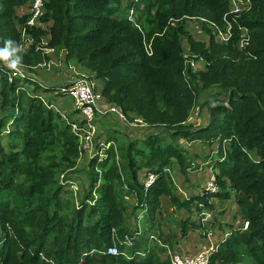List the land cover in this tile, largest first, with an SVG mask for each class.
Instances as JSON below:
<instances>
[{
	"label": "trees",
	"instance_id": "1",
	"mask_svg": "<svg viewBox=\"0 0 264 264\" xmlns=\"http://www.w3.org/2000/svg\"><path fill=\"white\" fill-rule=\"evenodd\" d=\"M30 1L0 0V48L37 75L10 81L0 69V264H171L159 253L160 247L168 251L163 230L159 238L152 230L163 197L192 213L199 201L214 209L213 199L232 195L249 225L221 238L213 232L212 262L264 264V0H251L235 20L229 15L228 42L216 41L206 22L210 40L191 36L188 28L197 25L186 17L223 26L229 0H46L39 23L29 26V14L18 9ZM19 25L36 42L47 37L55 54L64 50L67 61L99 81L103 103L117 105L128 125L142 118L161 130L124 138L120 127L105 126V141L98 137L99 117L92 151L84 148L73 128L79 111L64 110V103L49 107L55 105L49 92L53 99L64 95L35 68L53 53L20 47ZM240 26L248 30L244 50L251 55L239 50ZM201 58L205 70L190 63ZM212 87L220 93L206 102L207 122L189 124L200 92ZM194 141L208 146V155L198 145L188 152ZM83 154L89 159L79 164ZM78 166L87 176L79 196L64 179ZM149 173L155 179L147 186ZM210 179L218 191L208 189ZM209 214L200 218L210 220ZM190 224L199 226L186 217L181 236ZM111 246L118 253H108Z\"/></svg>",
	"mask_w": 264,
	"mask_h": 264
},
{
	"label": "rangeland",
	"instance_id": "2",
	"mask_svg": "<svg viewBox=\"0 0 264 264\" xmlns=\"http://www.w3.org/2000/svg\"><path fill=\"white\" fill-rule=\"evenodd\" d=\"M28 6H24L18 9V13H20V15H22L23 12L27 11ZM230 13L229 9L228 11H226L223 15V17L227 14ZM230 15V14H229ZM222 17V18H223ZM189 20V19H187ZM190 21V20H189ZM20 28V25H19ZM21 29V28H20ZM189 34L191 36H195V34H199L201 33L203 34H207L206 36H203L202 38L205 40H210V33L205 32L204 28H198V27H191L188 28ZM196 37V36H195ZM200 37V36H199ZM201 38V37H200ZM216 39V38H215ZM21 40H22V33H21ZM188 44V42H187ZM189 45V44H188ZM246 48V47H245ZM244 47H241L239 45V50L240 51H244L245 53H247L248 55H251L248 51H245ZM147 49L150 50V46H147ZM53 54L51 56V58L49 60L53 61V64L50 68L47 67H40L41 69L38 71V75L42 76V75H47V76H51V75H59L61 77V74H63L65 71L69 70V67H66V65H64V61L61 59V55L59 56L58 54H55L53 52V50L51 51ZM0 63L5 65V62L0 60ZM196 67L201 69V70H205L208 65L206 60L203 58L201 60V63H197ZM47 73V74H46ZM87 74V73H85ZM74 76H79V74L74 73ZM21 80V79H20ZM21 81H25V80H21ZM40 82H42V80H39ZM59 85H65L67 83V80L65 79V77L62 78V81L58 82ZM98 84V82H96ZM23 85H25V83H23ZM28 86V84L26 85ZM31 88V87H30ZM220 90L217 88H211V89H207V90H203L200 92V97L198 99L197 105L194 108L193 114L191 116V118L189 119V124L193 125V126H200V125H204L207 122V115H208V107L206 105V102L212 101L215 99V97L218 96V94ZM50 93V97L52 99V101L55 103L56 107H59L58 104L60 103V98L65 97L68 100V103L70 106H73V100L72 98H70L69 96H62V97H57L55 99H53V93ZM225 93H222L218 98L221 101H225L227 99V97L225 96ZM114 113H109L108 118L115 121L119 127L121 128L118 133L119 137H127L129 135H131L130 131H135L137 132V135H139L140 137H143L144 135L150 133V132H158L161 130V128H157L155 126L153 127H147L145 126L144 123L139 124V123H134L132 125H127L126 123H123L122 120L119 118L118 114H114ZM1 117V114H0ZM119 120H118V119ZM120 121L122 122L120 124ZM118 130V127L116 128ZM134 129V130H132ZM10 130L8 128L4 129V135H7L8 132ZM102 131V129H101ZM111 131V130H110ZM111 133V132H110ZM141 133V134H140ZM99 138L108 141L107 140V136H105V132H101L98 135ZM133 137V135H132ZM121 138V139H124ZM9 136H4L3 139V143H4V148L7 149V145L6 143L8 142ZM182 142H184V139H181ZM112 142V140L110 141ZM113 143V142H112ZM188 147L190 148V150H188V152L190 153H194V150H198V146L201 147V152L203 153L202 155H208V152L205 150H208V146L201 144V142L199 141H194V144H190L187 143ZM193 145H198L197 147H193ZM193 147V150H192ZM201 155V154H199ZM88 156L86 154L82 155V159L79 162V164H83L86 163L88 160ZM204 160V158H203ZM195 166L201 167V164H198V162H196ZM67 179L65 181V183L69 184L71 189H73L76 193V195H83L84 194V188L86 187L87 184V176L85 173H81L80 172V168L79 166L75 169L74 172L68 173L65 175L64 179ZM209 182V181H208ZM86 190V189H85ZM234 193V192H233ZM235 197V195H232V197ZM231 198L229 200H220V199H213V201L215 202V208L214 209H209L208 207H205L204 204L200 203L201 201L197 202L198 206L197 207H193V212L191 214V220H197L199 223V226L197 228H194L191 224L189 227H186L187 233L188 234H193V243L195 246H197L198 248L195 250L194 248H191L189 250V248H182L181 250V254L182 255H186L185 252H187L188 254L192 255L195 254L196 252H199L201 250L206 249L207 247L210 246V241H211V237L213 236H208V234H211L212 232L216 233L217 236L223 237L226 234H228L232 229L234 228H243L247 226L246 223V219L243 215L242 210L239 208V206L237 205L235 198ZM201 205V206H200ZM180 208L179 207H174L170 202L169 199L167 197H163V203L162 206L159 210V213H157L156 215V219L158 224L156 226L152 227V230L154 229V231H156L157 237L159 238V231L164 232L163 237H166V242L169 243V245L172 248H176L178 247V245L180 246V241L183 239V237L181 236V226H180V222H182V220H185L187 215H184L183 212L179 211ZM203 210L207 211L208 213H210V220H204L198 217H201L203 214ZM198 211L200 213H198ZM196 213H198V216L196 215ZM188 218V217H187ZM131 219H135V217H131ZM156 224V221H155ZM218 224H222V231L219 229V225ZM149 225H146L143 228V231H149ZM249 225V224H248ZM207 226V227H206ZM1 231V230H0ZM147 233L149 232H145V235H147ZM151 234V233H150ZM187 234V235H188ZM1 235V232H0ZM143 237V235L139 236V240ZM212 242L215 245V240L214 238L212 239ZM152 243V242H151ZM166 244L167 248H169L171 250V252L173 251L171 249V247ZM176 246V247H175ZM184 247V246H182ZM163 248L160 247L159 253H160V257L161 258H165V256H167V252L162 250ZM218 250V249H217ZM216 250V251H217ZM214 251V252H216ZM169 256H170V252H169ZM213 263V262H212Z\"/></svg>",
	"mask_w": 264,
	"mask_h": 264
},
{
	"label": "built area",
	"instance_id": "3",
	"mask_svg": "<svg viewBox=\"0 0 264 264\" xmlns=\"http://www.w3.org/2000/svg\"><path fill=\"white\" fill-rule=\"evenodd\" d=\"M45 3L46 0H31L28 3L27 11L23 12L22 14H29V18L27 19V24L29 26H33L35 24H38L41 17L46 12L45 10ZM251 0H229V11L230 13H227L224 16V25L221 26L217 24L214 21H208L206 18L203 17H196V16H187L186 19H189L190 21L194 22L198 28H204V22L208 23L209 26L213 29L215 33L216 41L218 42H228L233 37V25L232 20L229 19V14L233 15L234 20L239 17L242 13L248 11L251 8ZM241 30V39L239 42V45L241 47H245L247 44H249L250 36L248 33L247 28L240 26ZM22 30V28H21ZM48 38L42 37L40 42H36L35 37L28 34L26 31V27L22 30V40L20 42V47L28 49L32 45H36L37 49H42L46 51L47 53H52L51 51L54 48L49 47L48 45ZM187 55V54H186ZM200 60H191V65L196 67L197 63H201ZM53 64V61L48 60L44 62L43 64L35 67H47L50 68ZM0 67H2L0 65ZM2 71L6 72L8 79L10 81H13L15 79H33L35 78L36 74H33V72L30 70L31 68L27 65L20 62L18 65V68L16 70L9 69L6 64L5 67L0 68ZM199 69V68H198ZM79 76H74V74L70 75L69 80L67 84L59 86L58 89L62 92L64 96H69L73 100V109L79 111L78 120L74 122L73 128L74 130L80 135L81 141L83 143L84 148H90L92 147V137L93 134L96 132V119L98 117H104L108 113H116L118 114L119 118L122 120V122H127V117L125 113L115 104L110 103H103V95L101 93V90L95 86L94 81L89 78L88 74L76 71ZM37 76V75H36ZM91 79V80H90ZM38 80H41L38 77ZM43 85L45 83L41 82ZM96 87V88H95ZM43 101L46 103L44 98H42ZM49 107H55L54 104L48 105ZM59 110V109H58ZM143 123V119L139 118L135 121L131 122L130 125L134 123ZM112 142H107V146H109ZM92 151V149H91ZM102 150H99L97 152H91V156H94L96 154H100ZM155 179V174L149 173V177L146 181V185L150 186L151 183ZM208 189L210 191L216 192L219 189L218 183L216 180H209L208 182ZM206 212V211H204ZM203 212V213H204ZM206 219V218H201ZM208 220V219H206ZM247 226L249 222L246 221ZM208 236L211 237L210 246L207 247L204 250H201L199 252H196L195 254H186L182 255L181 252L172 249L173 251L168 248L167 255L170 259L171 264H213L212 263V253L217 250L218 244L212 242V239L215 240V235L212 232L211 234H208ZM166 246V245H164ZM167 247V246H166ZM170 252V256H169ZM108 253L115 254L118 253V247L117 246H111L108 248Z\"/></svg>",
	"mask_w": 264,
	"mask_h": 264
},
{
	"label": "crops",
	"instance_id": "4",
	"mask_svg": "<svg viewBox=\"0 0 264 264\" xmlns=\"http://www.w3.org/2000/svg\"><path fill=\"white\" fill-rule=\"evenodd\" d=\"M67 64H73L74 65V63L73 62H67ZM66 67H67V65H66ZM70 75H72V72L70 71V70H67V71H65L63 74H61V77L58 75H51V76H45V75H42V76H44V77H42L43 79H45V81L47 82V84H49V85H56V86H61V85H59V83L58 82H60V81H62V78L63 77H65V79L67 80V82H68V80H69V76ZM45 82V83H46ZM44 83V82H43ZM67 84V83H66ZM98 86H100L101 87V84L100 83H98ZM61 103H64L63 104V107H64V110H65V108L66 107H68V105H69V103H68V100H67V98H65V97H62V98H60V104ZM70 106V105H69ZM70 107H72V106H70ZM72 109V108H71ZM64 110H62V111H64ZM114 114H116V113H114ZM113 114V115H114ZM108 115H109V113L106 115V116H104V117H101V119H100V121H99V123H100V126H102V132H104V127L105 126H107V127H109V126H112V127H119V125L115 122V121H113V120H111V119H109L108 118ZM118 119V118H117ZM119 120V119H118ZM122 122L120 121V124H121ZM123 123H126V122H123ZM127 124V123H126ZM128 125V124H127ZM180 212H183L184 213V215H187L188 214V216L187 217H190L191 216V214L192 213H188L186 210H179ZM183 237V236H182ZM193 237H194V235L191 233V234H188L186 237H183V239L180 241V246L178 245V247H177V249L175 248V250H177V251H179V252H181L180 250L182 249V248H189V250L191 249V248H194L195 250L198 248L197 246H195L194 245V243H193ZM168 245V244H167ZM170 246V245H169ZM182 246H184V247H182ZM171 247V246H170ZM176 247V246H175ZM172 248V247H171ZM172 249H174V248H172ZM178 249H180V250H178ZM186 254H188L187 252H185Z\"/></svg>",
	"mask_w": 264,
	"mask_h": 264
},
{
	"label": "clouds",
	"instance_id": "5",
	"mask_svg": "<svg viewBox=\"0 0 264 264\" xmlns=\"http://www.w3.org/2000/svg\"><path fill=\"white\" fill-rule=\"evenodd\" d=\"M5 43L8 44L9 46H11V45L13 44V42H12L11 40L6 41ZM149 46L151 47L150 44H149ZM60 55H61V59L64 61V65H67V67H69V69L74 70V71H71L72 74H74V73H76V71H79L80 69H82V68H78L77 65H76L73 61H71V60L67 61V60H66V57H65V51H64V50H61V51L59 52V56H60ZM11 57H12V52H10L7 48H0V60L4 61L5 64H6V66H7L9 69L16 70V69L18 68V65L20 64L21 61L18 60V59H12ZM67 62H73L74 65H73V64H67ZM79 72L86 73V72H84V71H79ZM87 73L90 75L89 72H87ZM92 80H93V79H92ZM93 81H94V83H95V86H96L97 88L101 89V87L98 86V84L96 83V82H98V83H100V82H99V81H95V80H93ZM100 84H101V83H100ZM101 86H102V85H101ZM106 103H108V102H106ZM98 118H99V117H98ZM126 123H127V122H126ZM127 124H128V123H127ZM197 216H198V214H197ZM198 218H200V217H198ZM229 233H230V232H229ZM169 260H170V259H169Z\"/></svg>",
	"mask_w": 264,
	"mask_h": 264
},
{
	"label": "bare ground",
	"instance_id": "6",
	"mask_svg": "<svg viewBox=\"0 0 264 264\" xmlns=\"http://www.w3.org/2000/svg\"><path fill=\"white\" fill-rule=\"evenodd\" d=\"M71 123V122H70ZM214 172V171H213ZM201 206V205H200ZM200 213V212H199ZM210 215V214H209ZM207 227V226H206ZM244 228H247V227H244Z\"/></svg>",
	"mask_w": 264,
	"mask_h": 264
}]
</instances>
